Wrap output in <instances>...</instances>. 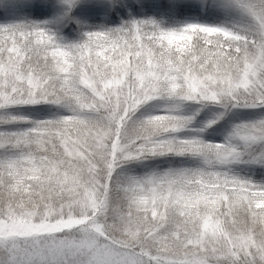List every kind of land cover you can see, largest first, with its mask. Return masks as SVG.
I'll return each instance as SVG.
<instances>
[{
    "label": "snow or ice",
    "instance_id": "obj_1",
    "mask_svg": "<svg viewBox=\"0 0 264 264\" xmlns=\"http://www.w3.org/2000/svg\"><path fill=\"white\" fill-rule=\"evenodd\" d=\"M0 264H264V0H0Z\"/></svg>",
    "mask_w": 264,
    "mask_h": 264
}]
</instances>
